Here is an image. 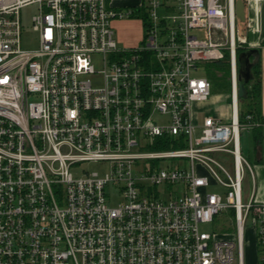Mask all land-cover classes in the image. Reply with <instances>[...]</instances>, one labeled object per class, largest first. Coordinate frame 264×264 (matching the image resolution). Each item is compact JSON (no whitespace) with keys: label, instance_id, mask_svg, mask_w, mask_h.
<instances>
[{"label":"built area","instance_id":"built-area-1","mask_svg":"<svg viewBox=\"0 0 264 264\" xmlns=\"http://www.w3.org/2000/svg\"><path fill=\"white\" fill-rule=\"evenodd\" d=\"M243 2L244 23L237 0H0V264H245L248 222L264 263L241 144L264 120L240 118L237 79L238 51L263 40L264 0ZM34 3L29 49L21 10ZM126 18L142 36L120 47ZM227 55L230 119L199 124L212 83L196 74ZM227 210L236 236L201 229Z\"/></svg>","mask_w":264,"mask_h":264},{"label":"rangeland","instance_id":"rangeland-1","mask_svg":"<svg viewBox=\"0 0 264 264\" xmlns=\"http://www.w3.org/2000/svg\"><path fill=\"white\" fill-rule=\"evenodd\" d=\"M116 4L118 6H130V5H138L140 3V0H115ZM38 12V5L37 4H33V5H29L25 8H23L21 10V21H22V25L24 30L23 31V35H22V42H23V47L24 48H29V49H35L38 46V42H37V34L34 33L33 31V22H32V18L33 16ZM117 28V32H118V37L121 38V40H119V44L120 47H125L128 46L127 44H136L138 43L141 39L142 36V23L137 19V18H126L122 21H119V23H116ZM241 36H245L247 37L248 41H255L257 39V37L248 30V28L246 26H242L241 29ZM242 44V43H241ZM245 45V44H244ZM225 54H228L227 51H224ZM96 66L98 69L102 68V65L100 63H98V60L96 62ZM217 66L218 64L216 62L213 63H207L204 64V68L202 70H200L196 75L199 77H207L208 80L212 83V86L214 88V86H217L218 84L222 83V79L220 78V72L217 70ZM214 74V76L211 75ZM231 82H232V72H231ZM222 94H227V93H222L219 91H214L213 89V93H212V97L211 100L213 99V101L215 102L216 100H219V103H224V97H222ZM210 100V101H211ZM212 101V103H214ZM213 106V105H212ZM211 105H207L205 107H203L200 110L201 114H208V108L210 107L209 110L211 109L213 112V107ZM213 114V113H211ZM230 117V113L228 115H226L225 118H229ZM158 120L160 122L164 121L165 118H159V116L157 117ZM250 147L249 143L243 142L242 148L245 149V154H248V151ZM87 170V171H99L102 174H107L109 173L110 170V166L108 164H103V165H99V164H83L81 166V170ZM75 174H78V171L74 170ZM252 181H251V177L250 175L246 177V182L244 185V195H245V200L246 196H248L251 193L252 190ZM225 189L222 187H210L208 189V191L210 192H217V193H221L222 195L224 194ZM247 228H246V234H245V243H248L249 240V233L251 230L250 226H252V224L250 222H248L247 224ZM201 229L205 232H211V233H219V234H232L233 236H236L237 234V229H236V218H235V213L233 210H227V211H223L215 220L214 223H209V224H205L202 225Z\"/></svg>","mask_w":264,"mask_h":264},{"label":"crops","instance_id":"crops-1","mask_svg":"<svg viewBox=\"0 0 264 264\" xmlns=\"http://www.w3.org/2000/svg\"><path fill=\"white\" fill-rule=\"evenodd\" d=\"M262 42L259 48L260 50V60L257 64H259V77L261 81V104H260V110L262 117H264V15H263V21H262ZM121 40V38L119 37ZM127 45H134V44H127ZM213 93V92H212ZM212 97V96H211ZM222 97H224V103H219V100H216L215 102L211 98L204 103H197L195 105L194 109V114L197 122L199 124L203 123V120L206 116H213L215 118L223 119V121H227L230 119L225 118L226 115L230 113L231 116V99H230V94L227 93L222 94ZM211 100V101H210ZM212 101L214 103H212ZM207 105H213V110L214 112L208 108V114H201L200 110L207 106ZM213 113V114H211ZM259 129V128H256ZM254 128L249 130L248 132L242 133V141L241 144L243 145V142L249 143L251 149H249L248 154H245V149L242 148L243 154L245 155L246 159L248 160L249 164L252 166L253 169V177L251 174V181H252V190L251 193L246 196V199L248 200L252 194V192H255L256 199L264 203V134H260V141L259 144H257L254 140V133L253 132ZM246 182V180H245ZM245 185V183H244ZM245 197V195H244ZM251 230L249 233V240L248 243H245V264H264L261 261V252L259 248V243H258V237H257V231H255L254 226H250ZM246 234V231H245Z\"/></svg>","mask_w":264,"mask_h":264},{"label":"trees","instance_id":"trees-1","mask_svg":"<svg viewBox=\"0 0 264 264\" xmlns=\"http://www.w3.org/2000/svg\"><path fill=\"white\" fill-rule=\"evenodd\" d=\"M264 44V41H263ZM244 49H240L238 51V55L240 52H242ZM245 51V50H244ZM217 70L220 72V78L222 79V83L218 84L217 86H212V92L219 91L222 93H229L231 94L232 91V82H231V67H230V61L229 56L227 55L226 59L224 61L217 63ZM211 75L214 76V74ZM253 78L249 83H244V89H245V96L243 98H240V118L245 121L246 117L248 115L252 116V120L255 121H263L264 117H262L261 110H260V104H261V81L259 77V64H256L253 67L252 70ZM239 84V81H238ZM259 128V129H256ZM254 128V140L257 144H259L260 141V134H264V129L262 127H256Z\"/></svg>","mask_w":264,"mask_h":264},{"label":"water","instance_id":"water-1","mask_svg":"<svg viewBox=\"0 0 264 264\" xmlns=\"http://www.w3.org/2000/svg\"><path fill=\"white\" fill-rule=\"evenodd\" d=\"M243 0H237L236 13L239 21L244 23L246 21V9ZM260 60V50L259 48H247L245 51L239 53L238 55V96L243 98L245 96L244 83H249L252 78L253 67Z\"/></svg>","mask_w":264,"mask_h":264}]
</instances>
